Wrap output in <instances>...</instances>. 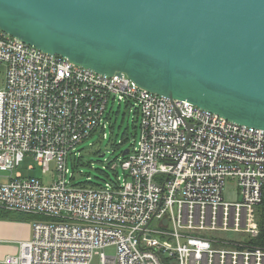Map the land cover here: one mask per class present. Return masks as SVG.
<instances>
[{"label":"built area","instance_id":"2783aa9c","mask_svg":"<svg viewBox=\"0 0 264 264\" xmlns=\"http://www.w3.org/2000/svg\"><path fill=\"white\" fill-rule=\"evenodd\" d=\"M0 64V172L10 173L0 178V209L36 216L32 237L18 241L16 253H0V264H91L96 253L101 264H264L263 248L228 236L259 234L264 129L142 89L125 73L75 65L2 30ZM110 101L138 112L139 140L120 158L123 177L77 183L71 158L96 132L107 137ZM27 155L52 173L50 182L15 174Z\"/></svg>","mask_w":264,"mask_h":264},{"label":"water","instance_id":"95a60500","mask_svg":"<svg viewBox=\"0 0 264 264\" xmlns=\"http://www.w3.org/2000/svg\"><path fill=\"white\" fill-rule=\"evenodd\" d=\"M0 30L264 129V0H0Z\"/></svg>","mask_w":264,"mask_h":264},{"label":"rangeland","instance_id":"374dc122","mask_svg":"<svg viewBox=\"0 0 264 264\" xmlns=\"http://www.w3.org/2000/svg\"><path fill=\"white\" fill-rule=\"evenodd\" d=\"M5 73L6 66L0 64V89L5 82ZM109 112L111 113V120L110 126L106 131L107 137L103 138L102 134L96 132L91 138L86 139L79 145L83 163L76 167L70 164V170L74 173L75 182L77 183L90 181L94 184H104L105 181L115 179L117 173L122 177L124 176L125 170L120 164L121 153L126 148H131L139 140L140 119L134 112V107L124 102L112 103L110 101ZM103 154L104 156H101ZM110 163H113V165L117 164V171L112 169ZM31 166L34 169H31ZM16 173H20L23 177H39L46 183L52 180V173H43L37 161L30 155L25 157V160L16 169ZM9 174L7 172H0V178ZM28 224L32 229L31 222H28ZM228 236L246 243H252V240L255 238L236 233L229 234ZM112 251V249H108L107 253H111ZM91 264H101L100 253L94 255Z\"/></svg>","mask_w":264,"mask_h":264},{"label":"crops","instance_id":"0c3cea01","mask_svg":"<svg viewBox=\"0 0 264 264\" xmlns=\"http://www.w3.org/2000/svg\"><path fill=\"white\" fill-rule=\"evenodd\" d=\"M33 230L28 222L0 220V253L7 255L16 253L18 241L28 240L32 237Z\"/></svg>","mask_w":264,"mask_h":264},{"label":"trees","instance_id":"16d2710c","mask_svg":"<svg viewBox=\"0 0 264 264\" xmlns=\"http://www.w3.org/2000/svg\"><path fill=\"white\" fill-rule=\"evenodd\" d=\"M135 113L137 114L138 112H135ZM123 152L124 150L122 151V153ZM71 159H72L73 167L79 166L80 164L83 163L82 156L77 157V158H71ZM256 211H257V221H258L260 231H259V235L252 240V244L264 249V190H263L262 202L257 206ZM35 217L36 216L32 214H26V213H21V212H16V211L0 209V220L31 222Z\"/></svg>","mask_w":264,"mask_h":264}]
</instances>
